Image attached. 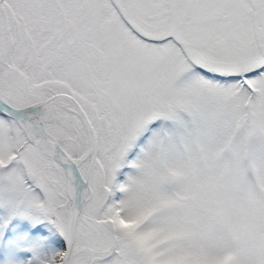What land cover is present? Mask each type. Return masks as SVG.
I'll use <instances>...</instances> for the list:
<instances>
[{
    "label": "snow or ice",
    "instance_id": "1",
    "mask_svg": "<svg viewBox=\"0 0 264 264\" xmlns=\"http://www.w3.org/2000/svg\"><path fill=\"white\" fill-rule=\"evenodd\" d=\"M0 264H264V0H0Z\"/></svg>",
    "mask_w": 264,
    "mask_h": 264
}]
</instances>
